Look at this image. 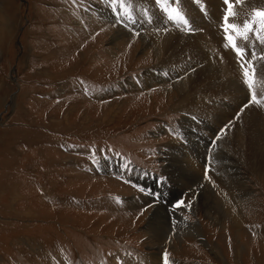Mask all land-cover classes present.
Segmentation results:
<instances>
[{
	"label": "rangeland",
	"instance_id": "obj_1",
	"mask_svg": "<svg viewBox=\"0 0 264 264\" xmlns=\"http://www.w3.org/2000/svg\"><path fill=\"white\" fill-rule=\"evenodd\" d=\"M223 3L122 0L114 7L124 19L122 24L113 20L104 0H0V264H102L106 258L116 264L152 256L160 264L162 256L171 264H264V177L241 159L233 137L229 142L218 139L210 153L209 174L204 175L212 132L222 126L226 132L230 122L218 109L208 107L214 121L205 124L206 107L202 111L180 105L179 93L166 101L186 69L173 72L176 63L171 61L158 67L160 60L138 48L143 34L209 36L242 85L238 102L226 97L228 108L240 106L236 121L245 111L251 113L250 121L256 112L257 122L264 125V23L254 17L264 11V0H238L230 20L240 25V31H246L245 22L255 29L240 43L247 51H261L252 61L254 69L250 60L238 59L221 36ZM181 16L188 20L187 26ZM134 21L138 30L130 28ZM179 25L188 30L174 27ZM191 42L195 41L186 44ZM175 47L181 53L182 46ZM199 53L208 51L200 47ZM198 61L204 68L209 59ZM157 68L161 79L145 82V75ZM91 86L98 88L96 94H90L95 91ZM162 121L171 123V136ZM102 149L130 152L133 160L164 175L160 188L152 185L160 191L158 198L152 197L153 192L140 194V202L110 172L90 171L88 154ZM191 157L197 161L196 174L188 165ZM235 164H241L244 197H239L240 185L231 181ZM183 193L186 207L172 209ZM115 195L122 197L120 205L113 202ZM151 197L155 202L146 204ZM153 205H166L170 211L156 218L161 219L159 232L176 228L172 220L176 211L201 223L204 236L196 238L186 230L185 240H176L174 248H154L153 228L148 229ZM230 208L241 213L239 226L228 218H219L217 224L213 215L223 216ZM166 216L172 217L170 221ZM125 251L132 253H119ZM117 253L121 255L116 257Z\"/></svg>",
	"mask_w": 264,
	"mask_h": 264
},
{
	"label": "bare ground",
	"instance_id": "obj_2",
	"mask_svg": "<svg viewBox=\"0 0 264 264\" xmlns=\"http://www.w3.org/2000/svg\"><path fill=\"white\" fill-rule=\"evenodd\" d=\"M101 7H102V5H101ZM103 8H106V7H103ZM263 9H264V7H263ZM263 9H261V10H263ZM104 11H106V10H104ZM103 14L105 16H107V13H103ZM211 31H212V29H211ZM207 37H209V36H207ZM207 37L205 35H202V36H198L197 38L189 39V38H182L181 36L175 37L172 34H166V35L158 34L156 37L151 36L149 34H143V36L141 37L142 39L139 40L140 44H139L138 48H143V50H145V52H146L145 55L150 53L152 55L153 59H157L158 61L160 60L158 67H162L164 65L165 61H167V62L171 61L172 64L176 63L175 64L176 66H174V68H171V70L173 72H175V71L180 72V70L183 68L186 69L184 71L182 70L183 72H180L181 80L180 81L176 80L173 83V87L169 89L170 95L165 97L166 101H168V99H170V97H172L171 95H174V94L178 95V93H179V95H180L179 99L180 100H178L179 101L178 103L180 105H190L192 108H194V106H195L196 108H198L195 110H202V111H204L205 107H206L205 114L203 117H204L205 124L208 123L209 125H211V123L214 121V119L212 118V112L210 113V110L208 107L218 109L220 116L223 117L226 121L230 122L229 129H227L226 132L225 131L222 132V134L219 136V138L223 137V138L227 139V142H229L231 137H233L232 141L235 142L234 147L235 148L238 147L241 149V152H240L241 159L245 160L246 163H248L249 166H251L252 171H254L258 175H261L262 177H264V128H263L264 125H263V123L261 124V122L260 123L257 122L258 115H256V112H255V115H252L250 121H249V118H250L251 113H249V115H247L246 111L243 112L242 114H240L238 116V120L236 121V118L234 115L236 114V109L239 105L234 104L232 107L229 106V108H228L227 104L229 103V100L226 97L230 96L231 99L233 98L232 99L233 101L238 102L240 100L239 96L241 95V92L243 90L242 85L235 78V76L232 75V73L229 71L227 66L224 64L222 58L219 57L218 53H220V52L217 49V47L213 44V41L211 39H208ZM216 39H217V37H216ZM189 40L195 41L196 43L191 42L189 45H187L186 42ZM176 45H177L178 49L181 48V46H182L183 49L181 48V53H177L176 51H174V48L176 49V47H175ZM132 46L133 45H130V48L134 50L135 47L132 48ZM200 47L207 50L208 53L204 54V55L200 54L199 53ZM135 49H137V48H135ZM173 53H174V55H172ZM195 54L198 55V59L194 58ZM199 58H201L202 63L206 62L209 59L208 63L205 64L204 68H201L199 66L201 64L198 61ZM159 70L160 69L157 68L155 71L153 70L154 72H149L148 74H146L145 75V82H152L158 78L161 79V77H162L161 73L159 74V72H157ZM161 93H162V91H161ZM245 120H247L248 123H245ZM216 132H217V130L212 132V133L215 135ZM202 135L204 136L206 134L202 133ZM206 136H208V135H206ZM209 136H211V134ZM221 149H224V148H221ZM224 156H225V154H224ZM214 160H216V159H214ZM196 163H197V161L195 160V158L188 159V165H189L190 170H192V173H193V171L197 172L199 170L198 167L196 166ZM240 165L241 164H235L232 166L235 169V170L233 169L235 176H233V178H231V181L235 183L236 187L238 185H240V187H238V189L240 190L239 197L240 196L244 197L245 191L247 190V187H246V184L244 181V175L241 172ZM221 168H222V166H221ZM196 172H195V174H196ZM223 178H225V176ZM210 183H212V182H210ZM206 189H207V187H206ZM215 192L216 191H214V193ZM222 194H221V197H222ZM215 195H216V193H215ZM140 198H142V197L140 196ZM223 198H224V196H223ZM148 199L149 200L146 201V204L147 203L149 204L151 201L155 202V200H156V199H153L152 197L148 198ZM194 199H195V197H194ZM196 202L194 204H197ZM165 207H167V206L165 205V206L160 208L159 205H153L148 211V215H149L148 229L151 230L153 228L151 230V232H152L151 235L156 241V242L154 241L155 242L154 248H156V249L166 248V247L174 248L176 240L177 241L185 240L183 232L186 233V230H189L187 232V233H189V235H192L193 237L202 239L204 234L202 231L201 223L196 222V221H190V220L186 219L184 216L179 215L176 211H175V213H173L174 218L172 219L175 223L176 228H174V227L172 228L169 226L168 229L164 228V229H162V231L159 232L158 231L159 228L157 227V225H158L157 223L158 222L160 223L161 219H158V222H156V220H157L156 218L157 217L163 218V216L165 217V215H163L164 211L167 212L168 214H170L169 209L167 210ZM160 209H162L163 211L160 212ZM205 211L210 213L208 208ZM240 215H241V213H236L233 208H230L228 210H224L223 216L218 215V214H215L213 216L216 219V221L218 222V223L216 222L217 224H219L221 222L219 218H228L230 221H233L234 226L236 224H237V226H239V223L242 222V218L240 217ZM169 218H172V217H169ZM169 218H168V220H169ZM164 219L166 220V218H164ZM179 223H181L182 225ZM168 225H170V223ZM230 225H231V227H234L232 224L227 225V227ZM206 242H203V243H206ZM154 255H157V254H154ZM144 259L136 260V259L125 258L122 261L124 264H160L159 260H158L159 258H157L156 256H152L151 258H149L147 260H144ZM118 262L119 261H117L116 264H118Z\"/></svg>",
	"mask_w": 264,
	"mask_h": 264
},
{
	"label": "snow or ice",
	"instance_id": "obj_3",
	"mask_svg": "<svg viewBox=\"0 0 264 264\" xmlns=\"http://www.w3.org/2000/svg\"><path fill=\"white\" fill-rule=\"evenodd\" d=\"M238 2V0H224V4L226 5V9L223 15V21L224 24L226 25L225 27V33H226V39L229 40L231 43L229 45L226 46H230L237 54L238 57H240L241 59H243L245 57V55H247V48L244 47H240V43L242 41H247L248 40V33L249 32H253L255 31L254 28L249 26V22H245L243 24V29H245L246 31H240L239 27L236 23H232L230 22L231 18L235 17V11L233 9V4ZM255 16H259L261 18V23H264V11H259V12H255L254 13V17ZM170 19H174L173 17H169ZM180 19L183 21V23L187 26L188 25V20L185 19L183 16L180 17ZM232 29L233 32L236 33V37H239V39H237L236 37H233L231 35H227L228 30ZM249 61H245V63H248ZM244 65H242L243 67ZM245 76H248V72L245 71ZM247 82V80H246ZM249 87L251 88L252 85L249 84ZM253 99L255 100V97H253ZM257 103H259V101H256ZM183 203V202H180Z\"/></svg>",
	"mask_w": 264,
	"mask_h": 264
}]
</instances>
